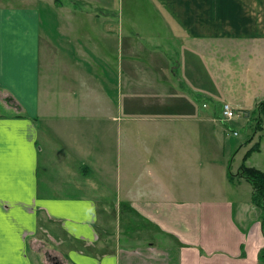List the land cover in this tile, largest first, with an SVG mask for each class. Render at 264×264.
Segmentation results:
<instances>
[{"label":"crops","instance_id":"crops-1","mask_svg":"<svg viewBox=\"0 0 264 264\" xmlns=\"http://www.w3.org/2000/svg\"><path fill=\"white\" fill-rule=\"evenodd\" d=\"M104 2L51 0L48 6L64 15L56 30L47 31L40 10L0 0V262L264 264L259 259L262 211L252 202L251 183L240 174L246 153L234 173L226 151L232 149L235 131L229 127L232 122L220 121L223 104L229 103L245 117L235 123L248 126L264 101V0H156L188 60L172 42L173 59L152 62L159 70L150 79L156 85L146 90L150 100L144 108L154 111L148 116L172 114L197 125L148 129H159L156 136L165 142L177 130L200 131L208 139L199 144L201 150L217 145L221 151L199 161L194 144V150L179 151L176 160L169 157L166 164L163 160L155 166L150 158H164L170 143H149L142 150L146 144L131 141L127 134L132 127L122 125L125 171L112 167L111 159L119 137L115 123L122 115L111 97L118 98V85L111 84L96 61L104 57L110 66L103 52L119 47L124 30L118 16L110 14V3ZM81 4L106 12L88 13V33L81 30ZM169 46L167 37L164 47ZM191 52L198 54L205 76L196 60L189 59ZM204 54L225 70L214 74ZM230 54H237L232 63ZM145 65L129 61L121 69L132 79L133 67ZM126 81V97L132 99L126 88L133 84ZM214 85H226L222 100ZM198 86L205 87L207 108L198 102ZM255 88L260 92L249 93ZM157 98L173 100L175 108H155L152 100ZM132 113L131 108L128 116ZM199 120L206 124L199 126ZM191 136L185 138L191 142ZM258 142L260 151L245 164L264 172V167L251 164L254 155L264 153V143ZM171 146L174 156L184 148L180 141ZM138 163L144 165L141 170L135 169ZM246 182L251 188L243 195L240 187ZM106 188L115 192V200L108 198Z\"/></svg>","mask_w":264,"mask_h":264},{"label":"rangeland","instance_id":"rangeland-1","mask_svg":"<svg viewBox=\"0 0 264 264\" xmlns=\"http://www.w3.org/2000/svg\"><path fill=\"white\" fill-rule=\"evenodd\" d=\"M4 2L5 5L7 6H13V7H31L34 9L40 10L42 19H43V27L47 31L50 30H56L57 27H59L62 23L63 20V12L60 10H56L53 7H49L48 3L51 0H1ZM65 1V0H60ZM105 2L110 3V14L112 16L117 15L118 16V22L122 24L123 27V34L119 38L121 39L119 44V51L118 48L113 47H108V53L103 52L104 55L108 57V60L110 62V66L108 62L104 59V57H96V61L106 70L107 75L111 81V84H117L118 85V98H114L113 95L112 101L119 107L122 112V115L119 116L118 122L115 124L118 125L119 128V137L116 142V147L112 149V167H115L118 165V167L123 169V171L126 170L127 168V159L126 153H125V144L126 141H124V137H122L120 130L121 127H124L122 125H128L132 127V132L128 133L127 136L130 137L131 141H134L135 143L138 144H146L143 146H140L142 150H145L144 147H148L149 143H156L160 145L159 143L165 142L162 138L157 137L156 133H158L159 129H154V132L152 129H148L151 127H164L167 126L170 130L173 127H177L178 125H185L184 127L192 128L196 126L197 124H194L192 122V126H189L190 122H187L185 120H180L183 118H180L179 116H148L151 112L154 111H146L144 108V103L149 99V95L146 94V90H154L155 89V82L153 80H150L152 77H154L157 73L158 70L155 68L151 67L152 62H161L163 61V57L165 59H173L174 53H173V43L177 45V49L179 52H183L182 57H184V60H188L186 58L187 53L185 52V48L179 43L177 37H175L171 32L168 26L166 25L165 21L163 20L162 16V10L159 8L158 4L156 3V0H103ZM104 2V3H105ZM78 9H80L81 12V30L83 32L89 31L88 26L91 27L90 24V17L88 13L91 12H97L99 14L106 13L104 7L101 6H96V5H86V4H81L78 5ZM162 34V35H160ZM139 36V38H138ZM167 37H169V41L171 46L164 47V43H166ZM118 38V41H119ZM173 42V43H172ZM132 43V45H131ZM133 48V51L130 52L128 49ZM87 49V48H86ZM153 49V51H151ZM167 51L165 52L164 51ZM88 50V49H87ZM163 51V52H161ZM95 55V54H94ZM231 56V63H232V57L237 56V54H230ZM189 59L190 60H196L197 65L199 64L198 71L201 73L203 76L207 74V71L205 70V67L203 63L201 62L200 59H198V54L196 53H189ZM203 59L208 60L209 63L212 64L211 68H213L214 74H221L222 70L219 66V62H217L216 59H211L210 55L208 54L207 56L204 54ZM133 61L136 64H141L145 63L146 65L143 67H138L134 68L132 70V79H127L125 76V71L124 69H121L122 67L124 68L125 63ZM218 63V64H217ZM233 63H237V60H233ZM240 72L242 70H239ZM115 74L117 78H115ZM119 74L122 75L121 79H118ZM171 76V80L174 82L176 79ZM234 76V75H233ZM232 79V77H231ZM126 80H130L131 83L133 84L132 87H129L128 89L126 88V91L130 94L132 99L126 97V92H125V83L127 82ZM221 82L222 80L219 79ZM226 86V85H225ZM224 85H214L213 89L216 95L222 100L223 97L220 95V92H224L225 90ZM137 91H135L134 90ZM205 87L204 86H198V102L199 104L201 103V108L203 106L207 108L208 103L204 104L205 102H209V100L202 98L205 97L204 91H202ZM242 88V87H241ZM243 91V88L241 92ZM260 91L255 88L254 90H251L249 93H259ZM128 99L131 103H127ZM153 103H155V108H175L174 104L175 102L173 100H166V99H158L157 100H152ZM229 104V103H224ZM230 105V104H229ZM132 108V117L130 115L128 116V112ZM211 105L209 106V109H211ZM233 108V107H232ZM1 110V109H0ZM206 110V109H203ZM123 112L125 113V116L123 115ZM203 116L199 117L202 118ZM127 118V119H126ZM132 118V121L130 120ZM198 118V119H199ZM240 120V119H237ZM233 120L230 121V129L231 131L234 130L235 132H238L240 130V133L238 132V136H236L232 132V137L231 143H232V149L226 151L227 152V157L230 160V166L231 169L233 170L234 173H236L239 165L242 163V158L244 154L247 152L248 149H250L252 146L256 144V142L261 141L264 143V125L261 131H258L254 137L253 140L250 142V139L252 138L254 131L250 125L244 126L245 122L241 121V123H235ZM198 125L201 126L203 124H206L205 121H197ZM239 129V130H236ZM203 131H205L203 129ZM230 131V132H231ZM160 132L161 129H160ZM163 133V132H162ZM167 135H172L168 133ZM185 135L190 136L192 135V140L189 142L188 138H185ZM175 138H170L166 139L165 143H170V145L167 147L165 151L164 158L159 157V155H156L155 157H151L150 160L153 161V165L155 166H161V162L164 160V163L168 162V158H172L173 160L177 159V153L184 154V151L187 148H192L193 145L196 144L197 150H198V159L199 161H202L203 158L204 160L208 159L209 155H213L216 151H221L217 145L212 146L211 148L209 147L206 150H201L199 147V144L203 145L205 144V140L207 141L208 139L206 136L199 131V134L196 133H181L175 131L173 136ZM196 137L197 140L195 139ZM182 143L183 149H176V156L173 155V149L171 144H175L177 142ZM251 143V144H250ZM198 144V145H197ZM141 150V151H142ZM155 150L156 152H162L160 147H156L155 145ZM175 151V150H174ZM204 151V153L202 152ZM143 155L147 156L145 153ZM137 158V156H134V159ZM132 159V158H130ZM223 160V159H222ZM251 164L252 165H258L261 167H264V153L263 154H257L254 155L253 158L251 159ZM144 165L141 163H138L135 166L136 170H141ZM205 172H203L204 174ZM138 174V171H135V175ZM236 175V174H235ZM202 184H206L205 182H202ZM202 186V185H201ZM242 188L240 192L244 195L247 193V189L250 190L251 185L246 182L244 184V187ZM105 193L108 195L109 199H116L115 192H111L109 188L105 189ZM203 198V197H201ZM264 248V247H263ZM262 248V249H263ZM56 261H54V264Z\"/></svg>","mask_w":264,"mask_h":264},{"label":"trees","instance_id":"trees-1","mask_svg":"<svg viewBox=\"0 0 264 264\" xmlns=\"http://www.w3.org/2000/svg\"><path fill=\"white\" fill-rule=\"evenodd\" d=\"M244 115L241 116L240 119H242ZM245 118V117H244ZM264 125V101L260 102L256 108V110L253 111L251 114V122L250 126L252 127L254 135L261 131ZM253 139H250V142ZM260 142H257L254 146H252L245 154L243 158V164L241 167V177L245 178L247 181H249L253 187L252 192V202L256 206H258L262 211V231L264 235V172L257 168L249 167L245 164V162L250 158V156L256 152L260 151ZM233 175H230V180H233ZM259 259L264 262V248L260 251Z\"/></svg>","mask_w":264,"mask_h":264},{"label":"built area","instance_id":"built-area-1","mask_svg":"<svg viewBox=\"0 0 264 264\" xmlns=\"http://www.w3.org/2000/svg\"><path fill=\"white\" fill-rule=\"evenodd\" d=\"M242 116L241 113H239L238 111H236L234 108H232L231 105L229 104H225L223 105V109H222V118L221 121L222 122H230L233 120H237L240 119ZM236 136H238V132L234 133Z\"/></svg>","mask_w":264,"mask_h":264},{"label":"snow or ice","instance_id":"snow-or-ice-1","mask_svg":"<svg viewBox=\"0 0 264 264\" xmlns=\"http://www.w3.org/2000/svg\"><path fill=\"white\" fill-rule=\"evenodd\" d=\"M2 177H3V148H2V141H0V185H2ZM3 221L0 218V232H2ZM2 264V262H0Z\"/></svg>","mask_w":264,"mask_h":264}]
</instances>
